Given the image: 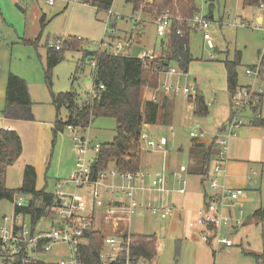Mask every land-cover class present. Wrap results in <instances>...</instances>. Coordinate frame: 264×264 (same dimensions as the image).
<instances>
[{
	"label": "rangeland",
	"instance_id": "1",
	"mask_svg": "<svg viewBox=\"0 0 264 264\" xmlns=\"http://www.w3.org/2000/svg\"><path fill=\"white\" fill-rule=\"evenodd\" d=\"M195 1L199 9L196 15L209 23L207 31L211 40L206 41L200 31L189 29V49L193 60L189 65L188 77L181 72L179 77L170 76V82H178L182 87L190 86V84L196 87L195 84L198 83L207 105L208 102L210 103L209 112L205 116H195L187 97L174 95L175 106L169 125L156 123L142 126L141 133L146 136L147 140L161 144L160 148H149L146 142L141 140L140 164L144 168H146L147 160L152 157L151 155H162L157 151L159 149L165 151L166 159L171 160V169L178 167L181 163L185 164L191 142L189 133L195 130V123L198 122L205 128L206 134L203 141L208 142V139L216 132V126L225 120L229 113V98L225 89L224 58L232 59L236 51L241 53L240 65L237 67L238 86L250 84L256 89L263 86L262 80H254L253 77L245 74V68L256 64L259 54H264V25H259L255 21L258 10L255 7H243L242 0ZM19 3L21 7L23 5L25 11L17 7ZM19 3L0 0V39L6 38L10 44L16 42L18 39L9 27L17 29L21 36L27 23V31L32 34V38L37 37L35 40L37 46L26 49L33 50L43 79L46 43H54L56 40L61 42L69 36H79L82 40L76 39L77 41H87L89 43L87 49L97 51L102 49L99 45L101 39H108L113 32V35H120L127 31L129 34L133 33L132 38L134 39L131 44L132 50L129 52L130 56L137 57L140 51L158 49L159 38L154 24L160 14L154 17L145 15L141 12L142 5L136 13H133L132 5L127 0H113L110 7L113 14L107 23L106 11H99L95 14L89 6L81 5L82 0H54L53 5L46 4L45 0H19ZM260 9L263 10V7ZM41 15L45 16V23L42 27L39 22ZM190 20L187 19L188 26H191ZM241 20L244 26L238 25ZM135 28L141 33L138 44L135 41V30L133 32ZM12 46L14 47L10 64L13 70H18L17 68L29 63L26 61L28 57L25 50L20 53L19 46L15 44ZM80 60V51L67 49L63 52V59L52 70L51 90L55 93L73 90L79 95V102H84L87 99L86 93L91 90L92 65L81 63ZM77 65L81 67L75 74ZM38 76L40 77L41 74ZM164 78V74H161L160 80ZM43 84L39 87L38 95H35L36 101L33 105L36 111V122L28 124L29 126L23 127L21 131L23 153L21 151L17 160L6 167L4 183L7 188L16 189L21 186L23 169L27 164L33 165L36 169L37 189L45 188L46 191L55 193L59 188L60 190L70 188V185L65 184V180L69 178L73 170L74 155L72 152L71 155L69 153V149L72 148V137L66 128L54 137L52 128L56 110L52 103L47 102L50 94L47 85ZM41 90L44 98L40 95ZM142 95L146 97L145 92H142ZM256 99L260 100V96L256 95ZM261 106L264 108V98ZM261 106H258V111ZM242 116L249 121L252 112L245 109ZM66 117L67 110L61 107L59 118L65 121ZM115 126L114 118L98 117L87 128H81L80 132L93 144H100L112 140L115 135ZM54 140H57L56 144L53 143ZM35 147H38V155L34 154ZM88 155L93 157L95 154L89 151ZM252 167L256 173L253 175V182L246 185V188H239L245 191L243 196L245 198L240 197L244 203L241 206L237 203L238 205L231 209L233 221H230L228 225H222L215 237L214 233L207 230L202 233L203 227L190 228L188 224L190 219L187 218L186 211L179 207L174 208L172 213L164 218L148 212L135 215L131 219L130 230L143 235H156L157 245L161 242V246L157 247L155 264H256L255 258L248 253L264 254V220L256 224L241 226L253 210L264 208V171L260 164H254ZM185 178L188 195L193 193L190 189H192L193 182L198 179L197 176ZM44 181L47 182L46 187ZM203 185L207 191H210L209 180H206ZM197 196L195 197L199 204L200 194ZM12 211L11 201L0 200V214H10ZM26 220L29 221V218ZM106 220L101 231L108 235L111 234L113 222L110 218ZM236 220L239 222V228L236 232L230 233L229 229ZM98 225L100 224L96 222L95 227ZM205 235L208 236V240L212 239L211 243L204 240ZM221 237L229 238L233 245L226 247L217 243L216 238L221 239ZM53 252H65V248L55 247Z\"/></svg>",
	"mask_w": 264,
	"mask_h": 264
},
{
	"label": "built area",
	"instance_id": "2",
	"mask_svg": "<svg viewBox=\"0 0 264 264\" xmlns=\"http://www.w3.org/2000/svg\"><path fill=\"white\" fill-rule=\"evenodd\" d=\"M45 1L48 5L54 4V0ZM106 12L107 23L113 13L110 8ZM190 22L189 29L200 31L204 40H211L207 31L209 27L207 20L195 14ZM154 25L159 37L166 36L170 31L171 16L167 12L161 13ZM238 25L244 26L243 21ZM176 34L180 35L181 30H176ZM59 42L57 41L54 46L56 49L59 48ZM99 45L107 48L106 42H101ZM125 46L130 49L129 43L123 45L117 42L114 53H119ZM263 57L264 54H260L257 64L245 69L247 76L253 77L254 80H262L263 86L257 89L250 84L237 87L230 98L229 119L214 137L217 150L216 159L211 168L209 167L210 194L205 197L204 207L189 223L191 227H203L202 233L207 230L216 234L222 225H228L229 218L223 214V209L233 206L235 201L245 195L243 189L229 188L221 183L220 176L226 175L223 164L226 160L228 140L246 123L241 114L245 109L256 107L259 104L256 95L264 94L261 72ZM137 58L149 63L156 59V55L153 51L147 50ZM167 72L177 76L181 73L172 66ZM161 88L166 95H182L189 98L196 94L192 84L182 87L178 83L164 82ZM99 89H103V85H99ZM254 117L257 119L261 117L259 111L254 112ZM65 128L71 134L74 151L73 170L65 180V184L70 185L69 191L59 188L54 193L53 203L46 206L44 213L36 220H32L30 213H22L14 209L27 203L23 196H14L13 211L10 214H0V264H83L81 250L88 244L89 235L97 231L102 234L98 250L101 264H152L151 259L132 254L130 250V236L133 234L130 230L131 219L144 212L160 218L169 215L172 211L171 206L163 201L154 202L146 198L145 194L183 193L185 178L178 179L181 186L170 188L167 185L164 168L155 171L140 169L122 171L110 165L106 169L94 172L92 166L99 151L98 144H93L85 137L80 132V126L67 125ZM205 134L206 131L200 123H196L195 130L189 133L194 140H200ZM141 140L145 141L149 148L161 147L160 143L147 140L142 133ZM89 151L95 155L93 157L88 155ZM179 171L186 172V166L180 165ZM57 186L59 187L60 184L58 183ZM26 218H29V221ZM106 218H110L113 222L111 234L108 235L101 231L106 224ZM96 222L100 225L95 227ZM119 229L121 230L118 231ZM204 240L208 241L207 235L204 236ZM218 241L227 246L232 245L227 237L218 238ZM55 247H64L65 252L54 253Z\"/></svg>",
	"mask_w": 264,
	"mask_h": 264
},
{
	"label": "trees",
	"instance_id": "3",
	"mask_svg": "<svg viewBox=\"0 0 264 264\" xmlns=\"http://www.w3.org/2000/svg\"><path fill=\"white\" fill-rule=\"evenodd\" d=\"M82 1L95 7L99 12L107 11L113 0ZM127 2L131 3L133 12L138 11L142 5L141 12L145 15L154 17L161 13H169L171 16L170 31L161 40L162 46L165 47L163 55L146 63L137 57L122 53L83 51L81 63L89 62L93 65L91 93H86L87 99L84 102H79V95L73 90L59 93L51 90L52 70L63 59L65 50L75 48V38L69 37L61 40L58 49H55V45L50 46L48 43L45 48L46 64L45 67L43 66V75L50 92L51 103L56 110L52 129L54 137L67 125L80 126L85 129L95 118L115 119V135L112 140L98 144L99 151L92 166L94 172L106 169L110 165L122 171H135L139 168L142 126L155 124L158 120L163 125L171 122V112L167 110L170 102L165 98L160 103L151 99L144 100L141 93L142 88H157L159 72L171 66L180 72H187L193 60L189 49L190 30L187 19L190 20L199 11L195 0H127ZM242 6H262L264 18V0H242ZM43 19L44 15L40 20L42 25ZM176 30H181V34H176ZM23 42L35 44V40H23ZM240 58L241 53L236 51L232 59L224 58L223 60L229 98L238 87L237 67L240 65ZM261 67L264 80V57L261 59ZM99 85H103V89H99ZM262 97L263 94L260 95V100ZM187 100L194 104L195 116L207 115L208 108L201 93H196L194 97H189ZM61 107L67 110L65 121L59 118ZM1 114L4 118L11 120L31 121L34 119L27 83L25 79L11 72L8 73L6 79L5 102ZM252 123L262 126L264 120L254 117ZM214 144V141L206 143L194 139L190 142L189 154L193 159L192 171L201 175L202 181L208 178L210 158L215 150ZM21 151L22 144L19 135L15 131L0 128V200L6 199L13 202L15 195L23 196L27 203L21 207H14V209L22 213H30L32 220H36L44 213L45 207L53 203L54 194L44 188H36L34 166L30 164L24 166L22 183L19 188H7L4 183L6 167L17 160ZM254 218L263 221L264 210L261 208L255 210L245 224L250 223ZM130 237L132 254L144 256L147 259L156 256L157 243L154 235L133 233ZM101 238L102 234L99 231L89 235L88 244L81 250L83 264H101L98 257ZM250 255L255 259L259 258L256 254Z\"/></svg>",
	"mask_w": 264,
	"mask_h": 264
},
{
	"label": "crops",
	"instance_id": "4",
	"mask_svg": "<svg viewBox=\"0 0 264 264\" xmlns=\"http://www.w3.org/2000/svg\"><path fill=\"white\" fill-rule=\"evenodd\" d=\"M10 1H12L14 3H19V0H10ZM81 5H83L85 7L89 6L91 9L94 10L95 14H97V12H98L95 7L89 5L88 3H84L82 1ZM17 7H19V9L21 11H25V9L23 8V5L21 7L20 3L17 4ZM255 8L258 10L257 14L255 16V21L259 25H264V18L262 15V13H263L262 9H260V7H255ZM133 13H136V12H133ZM0 16H1V14H0ZM42 16L43 15L40 16L39 22H40ZM43 20L45 23V16H44ZM135 20L138 21L137 19H135ZM44 23H43V25H44ZM40 25H41V27L43 26L41 23H40ZM27 27L28 26L26 23L24 26V29H23V34L21 36H19V32L17 31V29L12 28L11 26L9 27L10 29L13 30V32L15 33V35L18 39L16 42H13L10 44L6 38L0 39V128L6 129V130H7V128H10V130L15 131L19 135V137L21 139V144H22V153H23L24 149H23L22 134H21L22 132L21 131H22L23 127L26 128L27 126H29L28 124H33L34 122H36V111L34 110V107H33V105L36 101L35 95H38V90H39L40 85L45 83L44 79L42 77V73L40 72V70L38 68L37 62L35 61L36 59L34 57L33 50L32 49L31 50L26 49V48H30V47L32 48V46L36 47L37 46V45H35L36 43L34 45H31L29 43L23 42V40L33 41V40L37 39V37L35 39L32 38V34L27 31ZM134 30H135V32H134ZM103 32H101V34ZM133 32L136 34L135 35L136 36L135 41L138 44L139 40L141 38V33H139L140 31H137V28L133 29ZM113 33L110 35V37H108V39H101L102 36L100 37L101 42H106L107 48L102 47L101 50L99 49L97 51H107V52L114 53L115 44L117 42H120L123 45L125 43H129L130 49L125 46L119 53H122L125 55H131V54H129V52L132 50L131 44H132V41H134V39L132 38L133 33L129 34L127 31H125L124 33H122L120 35H113ZM71 37L75 38V42H74L75 48H71V50L80 51L81 58L83 56V51H85V50L91 51V50L87 49L88 44H89L87 41L86 42L85 41L84 42L77 41L79 39V36L78 37L76 36L77 38L75 36H71ZM158 38H159V41L157 42L158 43V45H157L158 49L152 48V49H147V50L153 51L155 55L160 54L158 56V57H160L163 55V52H164L163 50L165 49V47H164V45L162 46V43H161V40L164 38L159 37V36H158ZM79 40H82V39H79ZM57 41H60V40H56L54 43H48V45L53 46L56 44ZM8 44H10V45H8ZM12 44H15V46H19L20 53L22 52V50H25V52L27 53V57H28V59H26V61L29 63L27 65H23L24 67L17 68L18 70H13L12 65L10 64V57L13 53V47H14V46H12ZM22 46H24V47H22ZM147 50H144V51H147ZM144 51H140L138 53V55H140ZM138 55H137V57H138ZM157 55H156V58H158ZM45 56H46V50H45L44 57ZM21 64H24V63L21 62ZM91 65H92V63H91ZM254 65L255 64H253L251 66H254ZM248 67H250V66H248ZM79 68H80V66H79ZM79 68L77 65L75 68L76 73L79 71ZM188 69H189V67H188ZM11 70H12V72H11ZM92 70H93V65H92ZM167 70L168 69L159 72V82H158L157 88L151 89L149 87H143L141 93L142 92L146 93V97H143V95H142V98L144 100H150L151 99L152 101L160 103L161 100H163L164 98L167 99L170 102L167 110H169L171 112V120H172L173 110H174V106H175L174 105L175 96L172 94H168V95L164 94L162 91V88H161L162 83L170 82V76H175V75H170L167 72ZM9 72H11V73L14 72L13 74L16 73V75L25 79V81L27 83L28 91H29V94H30V97L32 100V112L34 115V119L31 121L11 120V119L4 118L1 114V111L4 107V102H5L6 79H7V75ZM182 73L188 77V70H187V72H182ZM39 74H41L40 77L38 76ZM161 74H164V76H165V78L162 81L160 80ZM179 76H177V77H179ZM225 78H226V71H225ZM195 80H196V78H195ZM176 83H178V82H176ZM173 84H175V83H173ZM91 85H92V73H91ZM195 85H196V87H195L196 93L202 94V91H201L198 83ZM225 89L227 91V85H225ZM49 94H50V92H49ZM40 95L44 98V93L42 92V90H41ZM202 95H203L204 100H205L204 94H202ZM43 98H41V99H43ZM228 98H229V94H228ZM263 98H264V94L260 100V104L257 105L256 108L254 107L252 109H249L252 112L251 119L249 121H246L245 124H243L241 127H239L236 130L235 134L233 136H231L228 140V150L226 152V160L223 164L224 169L226 170V175L225 176L221 175L220 181H221V183H224L229 188H246V185H249L250 183H252L253 178H254L253 175H256V173L254 172V169L252 167V166H254V164H260L262 171H264V125L260 126V125H255L252 123V120L254 119V112L258 111V106H261ZM48 101L51 103L50 98H47V102ZM205 102H206V100H205ZM189 105L192 107V111H193L194 110V104L191 102V104H189ZM207 108H209V107L207 106ZM230 110L231 109H230V98H229V113L226 116L225 120L216 126V129H215L216 132L213 134V136L210 139H208L209 140L208 142L214 141V137L217 134V132L222 129L224 124L229 119ZM208 112H209V109H208ZM259 113L261 115L260 118L264 120V108L262 106H261V109L259 110ZM193 115H194V113H193ZM241 116H242V114H241ZM156 123L162 124L159 120ZM196 123H198V122H196ZM169 124H167V125H169ZM144 125H152V124H144ZM203 138H205V137H203ZM203 138H201L200 141H203L204 140ZM56 142H57V140H54L53 143L56 144ZM203 142H206V141H203ZM214 145H215V150H214L213 154L211 155L209 167L212 166V164L214 163V161L216 159L217 145L216 144H214ZM189 150H190V145L188 148V155L186 157L187 160L185 161V164H183V163L180 164V165L186 166V172H180L179 171L180 165L178 167L171 169L170 168L171 160L166 159L165 151H162L160 149L157 151L160 152L162 155H151L152 157L147 160V164L145 165L146 168L141 167L140 155H139V168H138V169L143 170V171H155V170H160V169L164 168L165 173H166L167 185L170 188H177V187L181 186V184L178 182L179 178H185L188 176H197L198 181L193 182L192 189H190V190H193V191H191L193 193H189L188 195L186 194L187 181H186V185H185V191L183 193L170 192V193L165 194V195H160L158 193L151 192V193L145 194L146 198L152 199L154 202H157V203H161L162 201L165 202L167 205L172 207V211L174 208H178V207L181 209H184L186 211L187 218L190 219L188 224L196 217L197 212L201 208L204 207L205 197L207 194H210V191H207L203 185L206 180L202 181L201 175L192 171L193 159H192V157H190ZM71 152H72V155H74L73 148L69 149L70 155H71ZM38 153H39L38 147H35L34 154L38 155ZM140 153H141V149H140ZM73 163H74V159H73ZM210 170L211 169L209 168L208 174L210 173ZM36 180H37V172H36ZM185 180H186V178H185ZM207 181H208V178H207ZM44 184L46 187L47 182L44 181ZM66 191H69V189H67ZM197 194H200V202H198L199 204H197V200H196L197 199L196 197H198ZM242 198L235 201L233 206L223 209V214L228 216L229 222L233 221V219H234V217L231 213V209H233L238 204L241 206V204L244 203L243 199L245 197L243 199ZM187 207H190V208H187ZM260 208L264 210L263 207H260ZM257 209H259V208H256L255 210H257ZM255 210H253V212ZM172 211H171V213H172ZM240 213H241V210H240ZM251 214H249L248 217H250ZM248 217H247V219H248ZM246 220L243 223H241V226L249 225L250 223L256 224V223L262 222V221L258 220L257 218H254L251 220L250 223L245 224ZM254 221H257V222H254ZM189 227L194 228V227H191L190 224H189ZM238 228H239V222L236 220L234 225H232L229 229L230 233L236 232L238 230ZM201 232H202V230H201ZM210 232L215 234L214 231H210ZM133 233H135V232H133ZM152 235L155 236L156 243H157L156 235L155 234H152ZM215 236H216V234L214 235V237ZM211 241H212V239L209 238V240L207 242L211 243ZM216 242L221 243L218 241L217 238H216ZM221 244H223V243H221ZM158 245L161 246V242H159ZM223 245H225V244H223ZM232 245H233V242H232ZM232 245H229V246L225 245V246L231 247ZM248 254L250 255V254H256V253H248ZM256 255H259V258L255 259L256 264H264V260H263L264 254H256ZM154 258L151 259L152 264H155Z\"/></svg>",
	"mask_w": 264,
	"mask_h": 264
}]
</instances>
